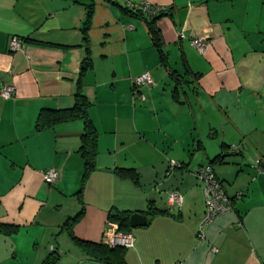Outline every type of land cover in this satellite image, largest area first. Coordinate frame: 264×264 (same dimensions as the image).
<instances>
[{"label":"crops","instance_id":"crops-1","mask_svg":"<svg viewBox=\"0 0 264 264\" xmlns=\"http://www.w3.org/2000/svg\"><path fill=\"white\" fill-rule=\"evenodd\" d=\"M142 3L164 8L153 24L161 51ZM11 36L23 40L18 50ZM85 43L91 66L80 75ZM144 72L150 82L134 89ZM78 82L96 133L86 175L81 119L36 129L42 110L73 106ZM4 85L14 92L0 96V221L12 226L0 230V264L51 253L55 264H103L74 238L115 247L111 231L134 238L125 264H264V0H0ZM170 160L181 167L167 174ZM204 165L232 210L199 237L204 194L192 172ZM173 189L179 209L167 202ZM112 212L146 224L117 230Z\"/></svg>","mask_w":264,"mask_h":264},{"label":"trees","instance_id":"trees-1","mask_svg":"<svg viewBox=\"0 0 264 264\" xmlns=\"http://www.w3.org/2000/svg\"><path fill=\"white\" fill-rule=\"evenodd\" d=\"M139 11V10H138ZM127 13H131L127 11ZM136 15V12L134 13ZM133 15V14H132ZM138 16V15H136ZM150 19L147 20V29L151 36V40L153 44L161 51V42L159 38L158 30L155 28L154 21L156 17H148ZM87 27V20L84 23V27L82 29V32L86 30ZM83 41L86 42L85 37H83ZM84 58L81 62V68L79 70L80 75L91 66L90 58L88 56V48L86 43L84 44ZM78 81V80H77ZM74 104L72 107L68 109H62V110H42L37 117L36 120V129L40 130L45 127L51 126L53 124H56L58 122L67 121V120H75V119H81L83 122V129L81 133V145H80V151L81 155L84 159V175L90 170L93 166V154H94V144L96 140V133L91 125V123L88 120L87 117V107L88 102L84 98V96L80 92V86L78 82V89L74 96ZM116 174L120 177H125L130 179L133 183H137L138 178L137 174L133 169H117ZM159 212L155 210H148L147 215L154 216L158 214ZM130 213L126 212H112L109 213L108 221L110 224L116 226L117 230H127L129 228L128 226V219H129ZM76 217H73L71 219H68L65 222V228L66 230L72 234V226L76 220ZM12 225L3 223L0 221V230H6L8 227ZM75 243L81 247V249L92 259L97 260L98 262H102L103 264H125L123 259V253L124 248L123 247H109L106 245H103L102 243L99 244H92L87 243L84 241H80L78 239L74 238ZM56 257L52 253L49 254V257L45 259L41 264H55Z\"/></svg>","mask_w":264,"mask_h":264},{"label":"built area","instance_id":"built-area-1","mask_svg":"<svg viewBox=\"0 0 264 264\" xmlns=\"http://www.w3.org/2000/svg\"><path fill=\"white\" fill-rule=\"evenodd\" d=\"M148 17H155L157 14L164 10L163 7L142 3L141 8ZM192 44L198 49L203 50V42L200 40H193ZM23 45V40L15 36H11L8 41L10 49L18 50ZM150 82L148 72L141 73L138 76L133 77L132 86L138 90L142 85ZM135 90V91H136ZM14 87L9 85L0 86V96L3 98H9L13 95ZM232 151H237V146L232 145L230 147ZM180 167V164L176 161L170 160L168 162L166 172L167 174L173 173V171ZM192 174L195 176L198 183L203 187L204 194V212L198 224V235L202 236L203 228L211 222L217 215L227 213L232 210V199L229 198L222 187L221 182L216 178L213 169L210 165L200 166L195 169ZM44 181L51 184L57 179V173L52 168H47L43 173ZM239 192L237 195H240ZM167 202L171 207L180 208L183 202V196L181 192L176 189L171 190L167 195ZM133 236L130 232H118L111 231L107 240L108 245L122 246L123 248H129L133 245ZM53 250V247L50 246Z\"/></svg>","mask_w":264,"mask_h":264},{"label":"water","instance_id":"water-1","mask_svg":"<svg viewBox=\"0 0 264 264\" xmlns=\"http://www.w3.org/2000/svg\"><path fill=\"white\" fill-rule=\"evenodd\" d=\"M146 216L140 213H133L129 216V225L131 227L143 226L146 224Z\"/></svg>","mask_w":264,"mask_h":264},{"label":"rangeland","instance_id":"rangeland-1","mask_svg":"<svg viewBox=\"0 0 264 264\" xmlns=\"http://www.w3.org/2000/svg\"><path fill=\"white\" fill-rule=\"evenodd\" d=\"M180 167H181V165H180Z\"/></svg>","mask_w":264,"mask_h":264}]
</instances>
